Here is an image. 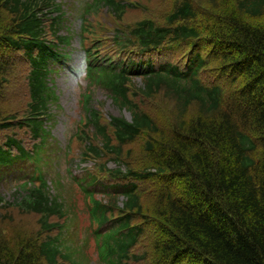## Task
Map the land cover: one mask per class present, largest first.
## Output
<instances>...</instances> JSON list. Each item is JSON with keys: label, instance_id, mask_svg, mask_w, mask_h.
Here are the masks:
<instances>
[{"label": "trees", "instance_id": "trees-1", "mask_svg": "<svg viewBox=\"0 0 264 264\" xmlns=\"http://www.w3.org/2000/svg\"><path fill=\"white\" fill-rule=\"evenodd\" d=\"M74 38L88 84L131 115L105 118L88 87L72 136L99 163L77 181L100 261L264 264V0H0V186L17 185L0 209L37 225L15 229L4 213L0 264H87L63 236L62 180L43 164L56 166L44 147Z\"/></svg>", "mask_w": 264, "mask_h": 264}, {"label": "rangeland", "instance_id": "rangeland-1", "mask_svg": "<svg viewBox=\"0 0 264 264\" xmlns=\"http://www.w3.org/2000/svg\"><path fill=\"white\" fill-rule=\"evenodd\" d=\"M58 1L69 2L70 0ZM143 2L145 4L147 3V1ZM132 17H134V15H132ZM126 18L128 19L127 22H131V16L128 18L127 15ZM96 20H99L102 23L112 24L114 26L117 25L112 17L106 16L105 14H101L100 17L96 18ZM65 25L70 26L68 23ZM71 27L74 31H76L79 28L78 21L73 22ZM67 32V29H64L62 33L66 34ZM111 33L112 31L109 32L107 29V32L104 34L106 36H110ZM94 36L99 37L98 35ZM91 39L94 40V37ZM78 45L79 42L77 38H74L72 49H70V51L73 52V58L69 60V63L66 64L58 75L54 76L55 89L59 99L58 102L51 105L52 113L54 114V120L49 123L52 127V139L48 140V143L44 147V150L46 151L44 158L55 159L56 166H52L49 163H45L46 165L44 166L46 170L50 171L52 180H54L55 177L62 180L63 186H61L60 191L66 198L65 205L68 207L69 203V205L72 206L71 212L68 213V220L71 219L72 222H67L66 227L68 225L69 227L67 232H64L65 234H63V236H65L64 238L68 239L70 243L76 247L79 253H82V255L86 258L87 264H102L99 262L96 245L93 242L92 232L94 227L90 219L86 199L79 191L80 188L76 181L69 176L67 169L71 164L73 173L81 175L86 167L90 168L94 165L95 160L84 162L80 159L79 154H81L82 151V149H80V143H77L78 139L76 136L75 139L72 136L80 129L78 128V123L85 116L86 110L82 104L84 101L83 95L84 93L89 92V90H91L93 99L92 105L97 109H100L105 118H109L111 115H124L130 119L131 115L126 110H122L116 106L104 89L89 85V81L87 79L82 82V84H76L72 81V74L75 72L72 70V67H77L80 59V57L74 55L76 52L73 51L74 48L78 47ZM136 80L137 85L142 86L141 80ZM88 87L91 89L88 90ZM27 98V88L22 84L15 92L13 104L16 108L23 110ZM21 132L25 139L24 143L30 147L35 141L29 137H25L23 131ZM107 165L111 167L116 166L112 160L108 161ZM0 191L6 201L14 200L16 192L15 186L1 184ZM5 212H7L9 218L8 216H3ZM4 218H8L6 220L7 222L12 221V225L15 229H24L29 231L37 226L35 215L29 216L26 213H20L16 210L15 206L8 207L6 210L5 207H1L0 224L3 223ZM87 237L90 238V241L89 244L85 245L84 241Z\"/></svg>", "mask_w": 264, "mask_h": 264}, {"label": "clouds", "instance_id": "clouds-1", "mask_svg": "<svg viewBox=\"0 0 264 264\" xmlns=\"http://www.w3.org/2000/svg\"><path fill=\"white\" fill-rule=\"evenodd\" d=\"M87 62L84 58V54H81L79 63L77 65L76 71L72 74V81L76 84H82L87 79Z\"/></svg>", "mask_w": 264, "mask_h": 264}]
</instances>
